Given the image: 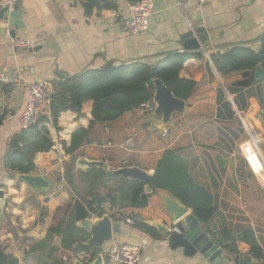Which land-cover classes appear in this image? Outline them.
<instances>
[{
    "label": "crops",
    "instance_id": "1",
    "mask_svg": "<svg viewBox=\"0 0 264 264\" xmlns=\"http://www.w3.org/2000/svg\"><path fill=\"white\" fill-rule=\"evenodd\" d=\"M178 1L182 0H153L147 30L132 36L123 26V21L130 16L131 4L127 0H98L90 15L83 9L86 0H0L9 11L19 13L13 20L7 14L0 16V72L17 73L29 83L45 81L52 85L86 68H106L107 64L111 67L131 62L152 65L166 54L184 53L181 37L188 31L203 28L209 37L205 48L199 52L202 58L187 60L179 72L180 78L197 83L193 98L184 102V112L173 113L164 127L160 115L143 110L128 112L113 122L92 126L90 144L81 146L73 155H66L63 143L68 146L72 134L88 129L92 121V101L83 103L80 113H61L57 129L45 124L43 127L53 146L49 152L35 155V171L31 175L47 176L54 182L48 194L31 192L16 180L17 174L4 167L8 142L20 127L17 120H2L0 190L4 192L5 201L0 205V250L21 264H50L51 259L46 256L51 248L55 249L53 258L64 264H77L75 254L61 247L59 235L53 236L46 250L30 252L35 243L46 237L50 227L65 226L73 221L69 208L73 196L62 180L67 166L73 164L75 168L78 160H85L101 162L111 170L135 166L153 173L156 162L166 150L178 151L195 182L214 197L217 213L211 220V229L217 233L223 227L235 232L249 228L264 253V185L255 177L264 182V164L253 155L257 162L253 163L251 157L248 162L255 175L249 171L241 153L245 133L239 120L257 128L263 135L260 144L264 149V125L256 119L258 113L264 111V71L260 68L263 74L257 77L259 74L254 70L256 84L244 90L251 96L246 110L240 111L234 104L236 94H231L229 89L241 79V73L223 76L211 60L213 55L222 54L233 46L259 48L258 40L264 34V0H212L204 6L186 4L181 7L177 6ZM104 3L115 8L98 11L97 7ZM12 31L13 38L27 40L31 49L38 46L40 50L37 53H31L29 48L14 51ZM28 99L24 88L0 84V114L10 112L18 116ZM222 101L230 104L233 119L225 114L217 116ZM238 129L242 134L239 139H233L229 131ZM128 138L134 142L131 150L120 147ZM250 178L256 183L250 185ZM165 197L176 200L165 191H157L145 208L113 212L117 216L133 213L145 224L156 221L171 229ZM85 220L92 222L95 218ZM111 221L119 224L120 234H114L99 250L102 256L107 255L112 242H117L141 248L138 264H208L198 254L187 258L181 249L171 250L165 238L154 240L135 229L132 223ZM222 251L224 255L226 252ZM237 251L239 262L236 264H242L245 259L249 261L247 244L238 242ZM103 264L116 263L109 260ZM226 264L232 263L226 261Z\"/></svg>",
    "mask_w": 264,
    "mask_h": 264
},
{
    "label": "trees",
    "instance_id": "2",
    "mask_svg": "<svg viewBox=\"0 0 264 264\" xmlns=\"http://www.w3.org/2000/svg\"><path fill=\"white\" fill-rule=\"evenodd\" d=\"M98 0H86L84 12L90 15ZM139 0H127L133 4ZM113 5L103 4L97 10L113 9ZM259 48L254 50L246 46H233L224 53L213 55L212 63L223 76L241 73V79L233 83L229 89L236 94L234 104L240 110H246L250 92H245L256 82L254 70L259 67L264 71V34L260 36ZM201 59L199 53H171L160 57L154 64L131 62L113 67L92 69L86 68L78 74L63 77L52 83L49 96V117L40 120L36 125L20 130L8 142L3 156V165L11 173L29 175L35 171L34 157L39 153L49 152L53 146L48 137L45 124L57 129V120L61 113L71 111L80 113L81 106L92 101V121L88 129L74 132L68 146L63 143L66 155H73L81 146L89 145V130L97 123L113 122L125 113L140 111V106L152 102L153 81L158 79L177 99L188 102L194 96L197 83L193 80L182 79L179 72L183 64L191 59ZM230 104L222 101L217 116L228 115L233 119ZM5 113L0 114V124ZM231 132L233 139H239L242 130ZM62 180L65 188L73 196L70 214L73 221L64 225L50 227L46 237L31 247L30 252L43 251L54 235L61 236V247L71 250L74 254L79 251L88 253L85 262L92 263L99 251L86 245L87 233L76 222L87 218H101L108 215L114 222L130 220L135 229L147 234L154 240H164L152 227L138 221L133 213L120 214L113 212L122 209H142L147 206L149 198L157 191H165L174 199L181 202L201 223L203 231L211 236L213 242L226 253L238 254L237 243L249 246V263L264 264V253L257 245L254 231L247 228L233 231L220 228L216 233L211 229V220L217 213L214 197L203 186L192 178L185 160L176 150H166L156 162L152 177L147 184L124 179L120 176H106L100 168L77 170L74 165L65 168ZM149 186L151 193L147 194L145 187ZM44 212L41 213V218ZM54 248L50 249L47 259L50 264H64L53 258ZM239 259L236 260L238 263ZM46 262H41L45 264ZM0 264H21L16 258L0 250Z\"/></svg>",
    "mask_w": 264,
    "mask_h": 264
},
{
    "label": "water",
    "instance_id": "3",
    "mask_svg": "<svg viewBox=\"0 0 264 264\" xmlns=\"http://www.w3.org/2000/svg\"><path fill=\"white\" fill-rule=\"evenodd\" d=\"M3 14H7L12 20L19 15L18 12L9 11L8 7H4L0 10V16ZM13 27L15 26L13 25ZM10 35L13 38L15 36L14 31H12ZM181 39L184 52L199 53L205 48L209 37L203 28H198L194 31H188ZM39 50L40 47L38 46L28 49L31 53H37ZM107 67H111V65L107 64L106 68ZM255 72L259 74L257 77L263 74L259 67L256 68ZM153 86L154 93L152 103L154 104V111L152 114L161 116V126L164 127L169 122L173 113L184 112L185 103L183 100L175 98L160 80H154ZM257 116L264 125V111H260ZM75 168L81 170L100 168L108 177L120 176L127 180L138 181L145 184H147L152 177V173H148L135 166L111 170L104 166L103 163L96 161L78 160L75 164ZM16 180L25 184L30 191L35 194L45 195L50 193L54 188V182L47 176L31 174L16 175ZM145 191L147 194L151 193L149 186L145 187ZM4 201V192L0 190V205H3ZM164 203L172 224L171 229H168L167 225L156 221L146 224L165 238L171 250L181 249L183 255L187 258H191L198 254L205 259L208 264H226L227 259L225 255H223L222 249L210 239L205 231H203L199 220H197L192 213H188L189 209L184 207L178 200H173L169 197L164 198ZM79 227L89 235L86 245L98 251H101L104 246L112 240L114 234H120L119 224H113L108 215L96 218L92 222L90 220H83L79 223ZM109 260L110 258L108 255L102 256L98 254L95 260L90 264H103V261ZM248 263V259H245L242 264ZM77 264H79L78 261Z\"/></svg>",
    "mask_w": 264,
    "mask_h": 264
},
{
    "label": "built area",
    "instance_id": "4",
    "mask_svg": "<svg viewBox=\"0 0 264 264\" xmlns=\"http://www.w3.org/2000/svg\"><path fill=\"white\" fill-rule=\"evenodd\" d=\"M211 1L212 0H182L177 2V6L181 7L186 4L204 6L209 4ZM3 7H6V5L0 2V9ZM153 8V0H139L131 4L129 8L130 16L123 21L126 33L132 36H139L144 33L148 28ZM11 47L14 51L26 50L31 47V44L27 40L13 38L11 40ZM0 84L22 87L29 95V99L21 113L16 116L8 112L3 118L4 121L17 120L20 130H26L36 125L40 120L49 117V96L52 91V85L50 83L45 81L29 83L17 73L4 74L0 72ZM140 109L151 114L154 111V104L152 102L145 103L140 106ZM239 120L242 124L244 133L247 136V141L241 145V153L248 167L252 171L248 163L249 157L257 155L264 164L259 150L261 138L252 123L243 121L241 118H239ZM165 133L166 132H164L163 135H166ZM120 147L126 150H131L134 147L133 139L128 138L120 145ZM252 173L255 175L253 171ZM126 222L132 223L130 220H126ZM87 255L88 253L86 251H79L75 254V257L78 262L84 263ZM107 255L110 260L116 264H138L141 260V248L137 245L112 242L108 248ZM224 255L227 261L232 264H236V260L238 259L237 254L224 253Z\"/></svg>",
    "mask_w": 264,
    "mask_h": 264
},
{
    "label": "rangeland",
    "instance_id": "5",
    "mask_svg": "<svg viewBox=\"0 0 264 264\" xmlns=\"http://www.w3.org/2000/svg\"><path fill=\"white\" fill-rule=\"evenodd\" d=\"M256 119L258 120V117H256ZM236 125V124H235ZM256 128V127H255ZM256 130H257V128H256ZM259 135H260V138L263 136V135H261L260 133H259ZM242 139H244V143L247 141V136L246 135H244L243 137H242ZM259 150H260V153H261V156H262V158H263V161H264V149H263V146L260 144V146H259ZM236 161H237V163L239 164V161H238V159H236ZM249 163V162H248ZM249 165H250V163H249ZM248 169H249V171H250V168L248 167ZM251 172V171H250ZM251 174H252V172H251ZM256 178H257V182L258 183H260L261 185H264V182L261 180V178L260 177H258L257 175L255 176ZM256 181H255V179L253 178V179H249V184L250 185H252V184H255L256 183Z\"/></svg>",
    "mask_w": 264,
    "mask_h": 264
},
{
    "label": "bare ground",
    "instance_id": "6",
    "mask_svg": "<svg viewBox=\"0 0 264 264\" xmlns=\"http://www.w3.org/2000/svg\"><path fill=\"white\" fill-rule=\"evenodd\" d=\"M251 159H252L253 163L257 162L253 156H251Z\"/></svg>",
    "mask_w": 264,
    "mask_h": 264
}]
</instances>
